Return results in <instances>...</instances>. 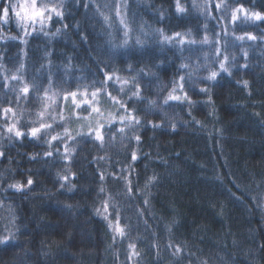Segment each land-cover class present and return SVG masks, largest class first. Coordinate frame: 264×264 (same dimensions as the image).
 <instances>
[{"label": "trees", "instance_id": "1", "mask_svg": "<svg viewBox=\"0 0 264 264\" xmlns=\"http://www.w3.org/2000/svg\"><path fill=\"white\" fill-rule=\"evenodd\" d=\"M14 2L0 0V264H264V0H62L23 27ZM82 91L112 107L102 140L57 137Z\"/></svg>", "mask_w": 264, "mask_h": 264}, {"label": "rangeland", "instance_id": "2", "mask_svg": "<svg viewBox=\"0 0 264 264\" xmlns=\"http://www.w3.org/2000/svg\"><path fill=\"white\" fill-rule=\"evenodd\" d=\"M19 1L20 0H16V2H14L15 12L21 11L23 14V10L19 6L21 4H30L31 0H21L20 4ZM61 1L62 0H38V3L47 4L50 8H59L61 5ZM27 22L29 21H23L21 22V24H26ZM93 94L90 95L87 92L82 91L77 93L75 97V103L73 102V97L71 96V94L69 96H66L67 99L64 98L60 102V108L57 115L59 119L57 120L63 123L64 127L61 130H57L60 131L57 137H66L68 135L67 133L70 131L69 127L71 125H73V128L78 131H84L85 133L93 134L96 136V132L100 131V123L104 120L110 121L112 107H106V102H108L109 100L106 97L101 96V93L96 92L95 95ZM56 104L57 101L49 102V111H55ZM77 105H79V107ZM50 122L53 124L54 120ZM48 129L50 128H48L47 125L42 128L43 131H48ZM48 141L51 142V139H49ZM62 145L64 146L63 149L68 146L67 144L64 145V143Z\"/></svg>", "mask_w": 264, "mask_h": 264}, {"label": "snow or ice", "instance_id": "3", "mask_svg": "<svg viewBox=\"0 0 264 264\" xmlns=\"http://www.w3.org/2000/svg\"><path fill=\"white\" fill-rule=\"evenodd\" d=\"M19 7L23 10V14H22L21 11H16V12H15V16L17 17V22H18V23H21V22L27 20V21H30L32 24H35V23H37V22H39V23H41V24H44L46 21H50V20L52 19L51 13H53V12H55V14H56L57 16H61V13L58 12V11L56 10V8H54V7H53V8H50V7H48L47 4H44V3H38V0H31L30 4H21ZM13 8H15V6H13ZM29 9H30V11H29ZM9 11H10V9H9L8 7L3 8L2 16H3V18H4V23H7V22H8L7 18H8V16H9ZM178 11H182V9H179V8H178ZM255 17H256V19H264V17H261L259 13H256V14H255ZM232 18H233V20L236 19L235 14H233V17H232ZM106 19H107V18H106ZM23 26H25V25L22 24V27H23ZM57 31H59V29H57ZM177 35H178V34H177ZM166 39H167V38H166ZM240 39H242V37H241ZM221 68H222L223 70L227 71V69H224L223 64L221 65ZM215 76H216V73H212V76H211L210 78H214ZM13 78L15 79V77H13ZM105 79H106V80H107V79H111V76L106 75V76H105ZM22 91H23L24 93H28L29 89H28L27 86H25V87L22 89ZM76 95H77L76 92H72V93H71V96L73 97V102H74V103H75V97H76ZM93 95H95V93H94ZM65 98L67 99V97H65ZM169 99H171V100H175V101H179V100H180V97H179V96H176V95H170ZM166 102H167V101H166ZM77 106L79 107V105H77ZM7 111H10V110H9V109H5V112H7ZM137 123H139V121H137ZM45 126H46V125L41 124L40 127L43 128V127H45ZM49 127H50V125H49ZM14 128H15V125L9 127V128L7 129V131H8V132H13ZM39 131H40L39 128H32V129H31V136L35 137ZM23 135H24V133H22V132H20V131H18V130L15 131V136H16V137H21V136H23ZM95 138H96L97 140H102V139H103V137H102L100 131H97V132H96V136H95ZM52 139L55 140L56 137H52ZM137 139H139V137H137ZM0 155H2V153H0ZM46 155H52V153L49 152V153H46ZM132 159H133V160L136 159L135 154H133ZM103 178H104L103 175H101V176H100V179L103 180ZM62 179L67 180V177L65 176V177H63ZM32 183H33L32 179L29 178V179L27 180V184H28V185H31ZM13 187H16V188L19 189V188L21 187V185H19V184H17V185H13ZM101 190L103 191V189H101ZM129 191H130V189H129ZM117 230H118V231H121V234L123 235L122 230H120V229H117ZM6 242H7V238L0 239V243H6Z\"/></svg>", "mask_w": 264, "mask_h": 264}]
</instances>
